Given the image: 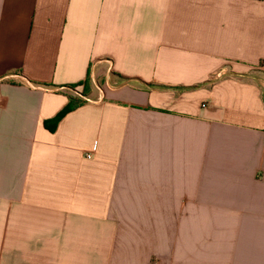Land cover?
Masks as SVG:
<instances>
[{
  "label": "crops",
  "instance_id": "0c3cea01",
  "mask_svg": "<svg viewBox=\"0 0 264 264\" xmlns=\"http://www.w3.org/2000/svg\"><path fill=\"white\" fill-rule=\"evenodd\" d=\"M0 264H264V0H0Z\"/></svg>",
  "mask_w": 264,
  "mask_h": 264
},
{
  "label": "rangeland",
  "instance_id": "374dc122",
  "mask_svg": "<svg viewBox=\"0 0 264 264\" xmlns=\"http://www.w3.org/2000/svg\"><path fill=\"white\" fill-rule=\"evenodd\" d=\"M104 76L102 73H98L96 77L88 78L84 83L80 85L71 86L70 96L76 101H87L94 97L95 93L98 91V87L103 86Z\"/></svg>",
  "mask_w": 264,
  "mask_h": 264
},
{
  "label": "trees",
  "instance_id": "16d2710c",
  "mask_svg": "<svg viewBox=\"0 0 264 264\" xmlns=\"http://www.w3.org/2000/svg\"><path fill=\"white\" fill-rule=\"evenodd\" d=\"M82 102L83 101L76 102L73 98L70 97L68 104L52 120L47 121L46 126H48L50 130H53L63 116L79 106Z\"/></svg>",
  "mask_w": 264,
  "mask_h": 264
}]
</instances>
